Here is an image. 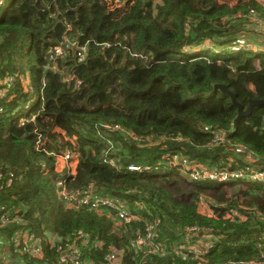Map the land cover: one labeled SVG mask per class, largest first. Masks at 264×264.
<instances>
[{"label":"trees","instance_id":"trees-1","mask_svg":"<svg viewBox=\"0 0 264 264\" xmlns=\"http://www.w3.org/2000/svg\"><path fill=\"white\" fill-rule=\"evenodd\" d=\"M253 22L264 27L258 0H0V181L14 175L0 189V217L17 213L0 225V247L19 231L58 238L42 263L12 264H70L64 251L81 235L93 241L82 246L92 264L111 253L117 264H264L262 186L232 199L214 182L171 190L197 165L249 173L252 156L264 169V105L235 128L238 107L215 91L225 86L244 110L264 101V54L232 48ZM77 195L138 204L141 220L69 207ZM152 227L151 244L130 252ZM188 229L210 231L214 249L175 251Z\"/></svg>","mask_w":264,"mask_h":264},{"label":"built area","instance_id":"built-area-1","mask_svg":"<svg viewBox=\"0 0 264 264\" xmlns=\"http://www.w3.org/2000/svg\"><path fill=\"white\" fill-rule=\"evenodd\" d=\"M254 49L258 50H253L250 49L254 52L257 53H263L264 54V48L258 47ZM238 49H244L247 50L248 48H244L242 46L238 47ZM59 54H61L60 51H58ZM82 53L78 54V57L82 60L83 55L81 56ZM4 91V90H1ZM0 91V92H1ZM8 95V94H7ZM7 97V96H6ZM5 97V98H6ZM3 95H0V99H3ZM252 158V156H247V160ZM63 160L65 162H68L70 160V154H67L63 157ZM254 167L253 171H249V173H245L242 170H236L232 169L231 165H227L225 168L222 169H217L214 171H210V174L207 176H202L203 175V168L202 166H194L193 169L188 168L191 173L187 174L188 176H191L195 179H199L200 181H205V182H215V183H221L225 184L228 189L229 187H234L235 182H240L243 181L246 184L253 185V184H260L264 186V169L257 167V160L254 158L249 161ZM200 167L201 171H197V169ZM14 178L13 174H10L8 177H3L0 181V189L6 188L9 183L12 181ZM196 181V180H194ZM193 183V181H190ZM239 186L242 187L240 184ZM71 200V206H73L76 209L80 208H85L89 207L92 210L97 211L98 213H103V211H106L107 213L116 211V216H115V221L121 220V221H131L135 217L132 216L126 209H121L118 207V205L111 199L102 197V196H96V197H87V196H82V197H70ZM17 213L15 211L13 212H8L3 214L0 217V225L2 226H9L15 223V219H13V216H16ZM206 230H198V229H188L186 232L187 235V240L185 241V244L182 246L176 247L175 251H177L179 254L181 252H187L189 255H193L195 257H200L201 255H204L206 252L211 251L214 248L215 243L217 242L218 238L213 237L209 233L205 232ZM198 234H201L203 237L206 236L208 239V242L205 246L204 249L202 247H199L197 245H192L195 243L193 238H196ZM156 233L154 232V228H149L147 230V233L144 238H137V240L133 243L132 247L130 248V252H133V249L143 246V245H150L151 242L154 240ZM49 238L50 236L47 235ZM84 236H80L77 241L73 242V245L68 246L67 249L64 251L66 257L68 260H70V264H92V260H88V263H83V253H82V246L90 245L92 244L88 239H85ZM51 245L54 246L58 242V238L56 236H52L51 238ZM191 240H193L191 244ZM43 240L35 235L31 230L22 232L19 231L14 237H12L10 240L5 241V244L2 246H8V245H14V247L18 250L20 248H25L28 253H24L22 255L27 256L30 259H36V258H41L43 255V247H42V242ZM79 242V243H78ZM77 243V244H76ZM187 243V245H186ZM26 245H31V247H26ZM94 247H97L98 245L94 243ZM192 246V247H191ZM190 247V248H189ZM187 249V250H186ZM201 249L204 250L201 252ZM23 250V251H24ZM206 251V252H205ZM116 260V255L114 254H109L106 257V264H117L115 261ZM5 264H12V263H5ZM195 264H203V263H195Z\"/></svg>","mask_w":264,"mask_h":264},{"label":"rangeland","instance_id":"rangeland-1","mask_svg":"<svg viewBox=\"0 0 264 264\" xmlns=\"http://www.w3.org/2000/svg\"><path fill=\"white\" fill-rule=\"evenodd\" d=\"M147 0H145V2H146ZM221 1H223V0H221ZM258 1H260L261 3H263L264 4V0H258ZM254 20V19H253ZM249 22L251 23L252 22V19L250 18L249 19ZM254 23V24H253ZM252 24L253 25H250L251 26V34L254 36V38L253 39H251L250 37H252V35L251 34H249V36H247V38H245L246 39V41H243V40H241V41H236L234 44H233V46H232V48H238V47H240V46H242V47H244V48H248V49H253V50H258V49H254L253 48V43H256V46H258V47H262V48H264V27L262 26V25H260V24H258L257 22H253ZM256 48V47H255ZM238 50H242V49H238ZM57 54H59L58 52H57ZM261 54H263V53H261ZM259 59V58H258ZM256 66V65H255ZM257 67V66H256ZM257 70H260V68L258 67V69ZM231 73V79L235 82V83H238V85H242V84H244V85H246V87H248L250 90H252V91H256L257 90V88H256V84L252 81V80H246V81H244V80H242V78H241V76H239V75H236L237 73L233 70V71H231L230 72ZM11 79H10V77L9 78H7L6 80H4V81H10ZM3 81V80H2ZM2 81H0V82H2ZM7 94H8V92L7 91H1L0 92V95H3V97L5 98L6 96H7ZM253 158H250L249 159V161L251 162V160H252ZM69 162V161H68ZM68 162H65L64 160H63V157H58V160H57V166H58V171L59 172H63V170L65 169L64 167L66 166V164L68 163ZM179 163H181V162H179V160L178 161H173L171 164L172 165H174V166H177ZM74 165H76V164H74ZM202 168H203V175L202 176H207V175H209L210 174V170L208 169V167H206V166H202ZM131 169H133V170H138L136 167H133V168H131ZM197 171H201V169H200V167L197 169ZM183 176H182V178L183 179H181V180H179L180 178L179 177H176L179 181H180V184H179V187L181 188V190L180 191H178V190H176V188H177V186L176 187H174V189H171V187H169V189H171L172 191H173V193L176 195V196H182L183 194H182V192L183 191H187L188 192V190H191L192 191V188H194V187H192L190 184H192L190 181H194V180H196L195 182H197V181H200L199 179H195V178H193V177H191V176H188L187 174H185V173H183L182 174ZM177 180V181H178ZM183 180V181H182ZM58 186L59 187H61V183H58ZM239 190H243V191H247L246 189H241V188H238ZM222 190L226 193V198L227 199H232V198H234V193H233V191L235 190L233 187H230V189H228V188H223L222 187ZM64 192H65V190H62L61 191V196H62V198L64 197L65 198V194H64ZM95 192L96 191H94L93 192V195L95 194ZM205 192V197L208 199V197L210 196V195H212L215 191H209V190H206V191H204ZM224 193V194H225ZM99 196H101V195H99ZM63 198V199H64ZM249 198H244V197H240L239 198V201H240V203H243V202H245V200H248ZM69 204H70V202H68ZM199 210H200V212L201 213H203V214H208L209 212H208V210H207V207H206V205L205 204H203V203H201L200 204V208H199ZM206 233H209L210 234V231H205ZM47 234H49V238L47 237V236H44V241H42L41 243H42V247H43V255H42V257L41 258H36V259H30V258H28L27 256H24V255H22V254H24L25 252L26 253H28L26 250H24L23 248H20L19 249V253H18V250L14 247V245H8V246H1L0 247V263H28V262H33V263H42V261L44 260V258H45V256H44V246L45 245H51L50 243H51V238H52V235H54V234H51V232H48ZM194 239V238H193ZM202 240H204L205 242H202L201 244L203 245V247H204V243H207V241H208V239H207V237L206 236H204L203 238H202ZM194 241H195V243H193L192 245H197L198 243H196V239H194ZM79 243V242H78ZM200 245V244H199ZM52 246V245H51ZM26 247H31V245H26ZM192 247V246H191ZM190 248V247H189ZM205 248V247H204ZM24 250V251H23ZM201 252H203V250L201 249ZM88 260H89V257L87 258V259H85L84 257H83V263H88Z\"/></svg>","mask_w":264,"mask_h":264},{"label":"bare ground","instance_id":"bare-ground-1","mask_svg":"<svg viewBox=\"0 0 264 264\" xmlns=\"http://www.w3.org/2000/svg\"><path fill=\"white\" fill-rule=\"evenodd\" d=\"M13 81H15V79L14 78H11V80L9 81V85H10V83L11 82H13ZM131 168H133V167H130L129 168V170H132V171H135V170H133V169H131ZM138 169V168H137ZM139 170V169H138ZM138 170H136V171H138ZM94 191H97L96 190V188H94ZM75 197H80L79 195H77V196H75ZM87 197H93V196H91V195H89V196H87ZM115 202V201H114ZM117 205H118V207L119 208H121V209H126L132 216H134L135 218L133 219V220H131V221H140L141 219H140V217H139V215H137L136 214V211H142V208L138 205V204H135V203H133L134 204V207H135V209H134V211H132L131 209H130V207L132 206V205H130V204H128L127 202H125V203H118V202H115ZM69 207H73V206H71V201H70V204H69ZM115 216H116V214H115ZM117 221H121V220H117ZM149 226H152V224L151 225H149ZM148 226V227H149ZM52 236H56V235H52ZM82 236H84L85 237V239H88L91 243L93 242V241H91V239L89 238V236L88 235H81V237ZM57 237V236H56ZM83 237V238H84ZM202 238H203V236L201 235V234H198L197 236H196V243H198V246L199 247H202V249H204L203 248V245L201 244L202 242H205L204 240H202ZM208 242V241H207ZM217 242H218V240H217ZM217 242L215 243V245H214V247L216 246V244H217ZM200 244V245H199ZM206 244L207 243H204V247L206 246ZM93 245H94V243H93ZM84 247H85V245H84ZM83 247V248H84ZM214 249V248H213ZM204 251V250H203ZM82 252H83V249H82ZM206 252V251H205ZM206 254V253H205ZM204 254V255H205ZM189 255V254H188ZM204 255H201L200 257H204ZM199 259H197V261H198ZM194 261V260H193Z\"/></svg>","mask_w":264,"mask_h":264},{"label":"water","instance_id":"water-1","mask_svg":"<svg viewBox=\"0 0 264 264\" xmlns=\"http://www.w3.org/2000/svg\"><path fill=\"white\" fill-rule=\"evenodd\" d=\"M215 91H221L223 94H227L231 97L233 103L238 107V118L235 120V128L238 127V122L243 118L251 114L252 109L256 105H264V101H251L250 106L247 110H244V108L238 104L235 100V96L233 93L229 92L225 86H217ZM97 190V189H96Z\"/></svg>","mask_w":264,"mask_h":264},{"label":"clouds","instance_id":"clouds-1","mask_svg":"<svg viewBox=\"0 0 264 264\" xmlns=\"http://www.w3.org/2000/svg\"><path fill=\"white\" fill-rule=\"evenodd\" d=\"M234 50H238V48H235ZM242 50H244V49H242ZM247 50H250V49H247ZM215 183V182H214ZM218 184H221V183H218ZM242 185V187L241 186H239V185ZM222 186H225V184H221ZM253 185H259V186H262L263 188H264V186L263 185H260V184H253ZM252 185H249V184H246V183H244L243 181H241V183L240 182H235V186L233 187L234 189H238V188H241V189H246V190H248V189H250V187H251ZM221 189H222V187H221Z\"/></svg>","mask_w":264,"mask_h":264},{"label":"crops","instance_id":"crops-1","mask_svg":"<svg viewBox=\"0 0 264 264\" xmlns=\"http://www.w3.org/2000/svg\"><path fill=\"white\" fill-rule=\"evenodd\" d=\"M64 194H65V192H64ZM64 198V197H63ZM55 235V234H54Z\"/></svg>","mask_w":264,"mask_h":264}]
</instances>
